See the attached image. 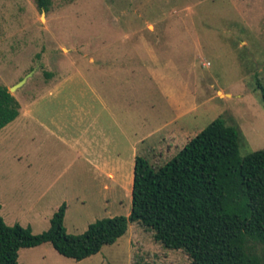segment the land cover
<instances>
[{
    "label": "rangeland",
    "instance_id": "obj_1",
    "mask_svg": "<svg viewBox=\"0 0 264 264\" xmlns=\"http://www.w3.org/2000/svg\"><path fill=\"white\" fill-rule=\"evenodd\" d=\"M61 75L59 98L68 96L69 108L59 114L45 92L33 110L43 120H64L70 133L87 126L93 140L86 159H59L63 142L29 115L31 98ZM259 82L264 86V0H51L48 11L37 0H0V87L28 111L9 125L11 134L0 135L2 216L37 234L66 203L72 235L98 219L129 216L136 156L158 168L218 117L239 130L241 156L263 149ZM76 104L82 108L74 113ZM99 153L115 164L114 177L98 167ZM46 176L54 188L40 180L32 188ZM19 261L193 264L139 222L80 261L51 242L22 248Z\"/></svg>",
    "mask_w": 264,
    "mask_h": 264
},
{
    "label": "trees",
    "instance_id": "obj_2",
    "mask_svg": "<svg viewBox=\"0 0 264 264\" xmlns=\"http://www.w3.org/2000/svg\"><path fill=\"white\" fill-rule=\"evenodd\" d=\"M51 0H37L45 11ZM264 106V86L258 83ZM19 100L0 87V130L19 115ZM67 205L50 227L33 233L8 225L0 206V264L19 261L22 248L51 242L63 256L78 261L98 253L123 236L130 222L154 232L156 241L182 249L193 264H264V148L240 154V133L222 117L208 124L168 162L155 168L137 156L129 216L98 219L80 235L64 226Z\"/></svg>",
    "mask_w": 264,
    "mask_h": 264
},
{
    "label": "crops",
    "instance_id": "obj_3",
    "mask_svg": "<svg viewBox=\"0 0 264 264\" xmlns=\"http://www.w3.org/2000/svg\"><path fill=\"white\" fill-rule=\"evenodd\" d=\"M55 78V77H54ZM52 79L50 80V82H47L46 83V88H43V91L41 93H37V95L33 98H31V101L29 102V115H31V118L34 119V121L38 122L41 124V126L45 129V132L51 136V135H54L55 138H57L58 140H60L62 143V145L59 147V155H58V158L59 159H68L69 161H75V160H78L80 158H82V156H84V158L86 159V153L88 152V147H89V144L91 143V137L92 135L90 134L89 136L86 135L87 132H88V127L85 126V128H83L82 130H80L79 132H67V122H65L64 120L58 118L57 120H55L54 118V115H51L50 116V120H43V119H40L39 115L37 114L36 111H34V106L36 107L37 109V105H39V102L41 100H43V96H45V92L47 93L46 94V102L48 100H55L56 99V102H58V110L57 112L59 114H62L66 111L67 108H69V105H68V101H69V97H65V98H59V96L62 94V90H63V81H62V75L57 77V80L56 79ZM66 80V79H64ZM51 97V99H50ZM74 100L76 102L77 99L74 98ZM20 102V101H19ZM79 103V102H78ZM20 105H21V108H20V111H19V115L16 117V119L19 117L21 118V113L23 114H27L28 111L26 109V107H23V104L20 102ZM82 107H78V104H76L75 106V109H74V113L75 111H79L81 110ZM31 112V114H30ZM15 119V120H16ZM15 120H13L12 122H14ZM10 122L9 124H7L5 127H3L1 130H0V135L2 136V134L4 135H9L11 134V132L13 131V128L12 127H9V125L12 123ZM36 122V123H37ZM56 123V124H55ZM71 123L74 124V121H71ZM56 125V128L55 126ZM101 132V131H100ZM89 139V143H87ZM0 144H1V139H0ZM69 147V151H71V149H73L74 151V154L73 152H71L69 154V156L64 153L63 150H65L64 148L65 147ZM82 151V152H81ZM65 155H67V158L65 157ZM137 157V156H136ZM91 159V158H90ZM93 160V159H91ZM98 162V167L100 169H102L104 171V173H106L108 176L110 177H114V170H115V167L113 165H115L114 163L111 165L109 163L108 160H106L105 156L102 155L101 153L98 154V159L96 160ZM94 162V161H93ZM46 170V169H45ZM132 179V177H131ZM134 179V178H133ZM42 181L43 183V186H47L49 188H54L53 186V179H50L47 178V176L44 178H40V179H37L35 180V182L32 183L33 185V189H36L38 187V181ZM42 186V187H43ZM106 187H108V184H105ZM40 188L39 190H43V188ZM38 190V191H39ZM44 195H40L39 199H42ZM0 206L2 207V205L0 204ZM48 243V242H46ZM46 243H43V244H46ZM42 245V244H41ZM36 247V246H35ZM30 248V247H28Z\"/></svg>",
    "mask_w": 264,
    "mask_h": 264
},
{
    "label": "water",
    "instance_id": "obj_4",
    "mask_svg": "<svg viewBox=\"0 0 264 264\" xmlns=\"http://www.w3.org/2000/svg\"><path fill=\"white\" fill-rule=\"evenodd\" d=\"M24 81H25V79L20 80L16 85H14V86H12V87L10 88V91L13 90L14 88L20 86L21 84H23Z\"/></svg>",
    "mask_w": 264,
    "mask_h": 264
}]
</instances>
